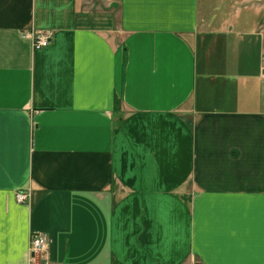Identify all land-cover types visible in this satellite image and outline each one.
Here are the masks:
<instances>
[{
    "label": "crops",
    "instance_id": "crops-1",
    "mask_svg": "<svg viewBox=\"0 0 264 264\" xmlns=\"http://www.w3.org/2000/svg\"><path fill=\"white\" fill-rule=\"evenodd\" d=\"M210 8L0 0V264H264V24Z\"/></svg>",
    "mask_w": 264,
    "mask_h": 264
},
{
    "label": "rangeland",
    "instance_id": "rangeland-1",
    "mask_svg": "<svg viewBox=\"0 0 264 264\" xmlns=\"http://www.w3.org/2000/svg\"><path fill=\"white\" fill-rule=\"evenodd\" d=\"M210 5L211 15L217 17L225 24L233 25L234 31L246 32L252 23L264 24V0H203ZM215 21L218 20L215 19ZM233 23V24H232ZM239 24V25H238ZM258 27V25H257ZM256 27V28H257ZM38 256V263H44ZM194 264H199L195 262Z\"/></svg>",
    "mask_w": 264,
    "mask_h": 264
},
{
    "label": "built area",
    "instance_id": "built-area-1",
    "mask_svg": "<svg viewBox=\"0 0 264 264\" xmlns=\"http://www.w3.org/2000/svg\"><path fill=\"white\" fill-rule=\"evenodd\" d=\"M32 40V47L34 49H40L46 47L49 43V37L45 33L32 32L30 36ZM15 200L18 203H24L26 201V195L18 192L15 194ZM47 241L46 237L41 233H35L30 236L29 240V253L32 257L43 256L46 251Z\"/></svg>",
    "mask_w": 264,
    "mask_h": 264
}]
</instances>
